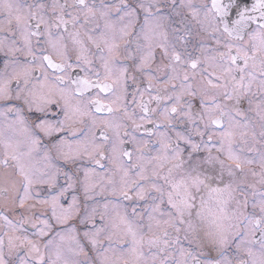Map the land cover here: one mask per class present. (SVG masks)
<instances>
[{
	"label": "snow or ice",
	"instance_id": "snow-or-ice-1",
	"mask_svg": "<svg viewBox=\"0 0 264 264\" xmlns=\"http://www.w3.org/2000/svg\"><path fill=\"white\" fill-rule=\"evenodd\" d=\"M234 3L0 0V264H264V0Z\"/></svg>",
	"mask_w": 264,
	"mask_h": 264
},
{
	"label": "flooded vegetation",
	"instance_id": "flooded-vegetation-1",
	"mask_svg": "<svg viewBox=\"0 0 264 264\" xmlns=\"http://www.w3.org/2000/svg\"><path fill=\"white\" fill-rule=\"evenodd\" d=\"M28 2L30 3V2H32V0H28ZM223 2L224 3H228L229 0H225V1L223 0ZM253 2H254V0H235V3L233 4L232 9L229 12V17L227 18L229 20V22H230L231 19H235L236 18V10H237V8L250 7ZM256 15L258 16V13ZM257 22H259V21H257ZM197 104H198V102H197ZM149 127H151V126L149 125ZM60 183L61 184L64 183L63 178H61Z\"/></svg>",
	"mask_w": 264,
	"mask_h": 264
},
{
	"label": "water",
	"instance_id": "water-1",
	"mask_svg": "<svg viewBox=\"0 0 264 264\" xmlns=\"http://www.w3.org/2000/svg\"><path fill=\"white\" fill-rule=\"evenodd\" d=\"M225 1V0H224Z\"/></svg>",
	"mask_w": 264,
	"mask_h": 264
}]
</instances>
